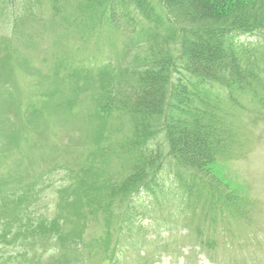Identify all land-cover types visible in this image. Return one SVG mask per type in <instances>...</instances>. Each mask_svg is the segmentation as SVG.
I'll list each match as a JSON object with an SVG mask.
<instances>
[{
	"label": "rangeland",
	"instance_id": "obj_1",
	"mask_svg": "<svg viewBox=\"0 0 264 264\" xmlns=\"http://www.w3.org/2000/svg\"><path fill=\"white\" fill-rule=\"evenodd\" d=\"M38 1L0 0V264H264V82L215 122L207 117L227 130L212 146L226 157L195 171L204 187L185 200L160 125L131 146L130 112L150 72L143 37L119 21L98 34L76 19L79 0L62 15ZM146 1L163 18V4ZM195 108L176 116L186 121ZM156 147L152 196L131 197L125 180L138 153ZM194 200L198 209L207 200L204 211L190 212Z\"/></svg>",
	"mask_w": 264,
	"mask_h": 264
},
{
	"label": "trees",
	"instance_id": "obj_2",
	"mask_svg": "<svg viewBox=\"0 0 264 264\" xmlns=\"http://www.w3.org/2000/svg\"><path fill=\"white\" fill-rule=\"evenodd\" d=\"M67 1L50 0L51 9L62 15ZM159 1L163 4L159 5L163 18L146 0H79L76 8L81 16L76 19L85 21L98 34L115 29L120 23L124 28L121 31L132 35L138 31L137 35L150 47L151 54L142 61L148 69L144 71L150 72L142 77L140 86L144 90L138 108L130 112L137 117L139 135L131 146L139 141L144 146L145 139L152 137V125H160L169 160L179 169L176 176L171 172L172 177L186 200L195 186L204 187L195 171L226 157L212 146L221 143L215 138L218 132L225 135L227 130L217 131L205 120L208 117L215 122V113L221 112L223 106H229L230 111L240 106L243 94L255 96L258 85L264 82V6L240 7L235 0H181L183 4L176 5L173 0ZM32 4L40 5V1L31 0V8ZM130 6L138 12V19L147 23V28L129 13ZM243 36L246 40H242ZM226 38L229 43H224ZM169 42L171 48L164 51ZM194 104V115L187 116L186 121L176 116ZM157 149L146 155L139 149L136 166L125 180V187L131 189L129 194L151 185L163 165L162 152ZM206 201L199 209L195 200L186 204L190 212L193 210L191 213H199L204 211ZM2 218H6L4 213Z\"/></svg>",
	"mask_w": 264,
	"mask_h": 264
}]
</instances>
